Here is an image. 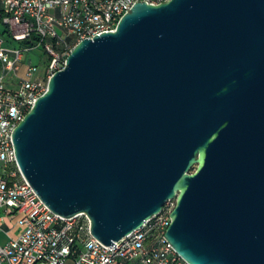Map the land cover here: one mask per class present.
Wrapping results in <instances>:
<instances>
[{"label":"water","instance_id":"obj_1","mask_svg":"<svg viewBox=\"0 0 264 264\" xmlns=\"http://www.w3.org/2000/svg\"><path fill=\"white\" fill-rule=\"evenodd\" d=\"M13 143L39 198L104 244L175 198L187 264H264V0L136 2L74 46Z\"/></svg>","mask_w":264,"mask_h":264},{"label":"built area","instance_id":"obj_2","mask_svg":"<svg viewBox=\"0 0 264 264\" xmlns=\"http://www.w3.org/2000/svg\"><path fill=\"white\" fill-rule=\"evenodd\" d=\"M139 1L166 0H0L6 29L0 28V232L6 239L0 264H187L165 239L175 198L141 227L104 244L91 234L87 215L65 218L39 198L20 170L13 143L15 127L74 46L114 30ZM40 50L43 57L34 61Z\"/></svg>","mask_w":264,"mask_h":264},{"label":"rangeland","instance_id":"obj_3","mask_svg":"<svg viewBox=\"0 0 264 264\" xmlns=\"http://www.w3.org/2000/svg\"><path fill=\"white\" fill-rule=\"evenodd\" d=\"M16 44V43H15ZM39 54H41V56L43 57V54H42V51H37L35 52L31 57L34 59V61H37L40 60L38 57H39ZM29 57V56H28ZM43 68V66L41 65V69ZM4 235L0 232V242H5V240L3 239Z\"/></svg>","mask_w":264,"mask_h":264},{"label":"trees","instance_id":"obj_4","mask_svg":"<svg viewBox=\"0 0 264 264\" xmlns=\"http://www.w3.org/2000/svg\"><path fill=\"white\" fill-rule=\"evenodd\" d=\"M0 28L3 30V32H6L5 26L3 25V23L1 22V17H0ZM23 43H27L28 41H22Z\"/></svg>","mask_w":264,"mask_h":264},{"label":"crops","instance_id":"obj_5","mask_svg":"<svg viewBox=\"0 0 264 264\" xmlns=\"http://www.w3.org/2000/svg\"><path fill=\"white\" fill-rule=\"evenodd\" d=\"M6 227H7V228H8V227H11V223L6 224ZM15 231H16V230H15ZM3 239L6 240V239H5V236L3 237ZM38 264H40V263H38Z\"/></svg>","mask_w":264,"mask_h":264}]
</instances>
